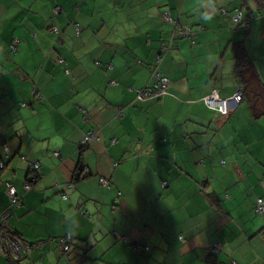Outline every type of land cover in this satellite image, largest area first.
<instances>
[{"label":"crops","instance_id":"0c3cea01","mask_svg":"<svg viewBox=\"0 0 264 264\" xmlns=\"http://www.w3.org/2000/svg\"><path fill=\"white\" fill-rule=\"evenodd\" d=\"M236 47L263 92L264 0H0V214L32 244L19 263L0 251V264H264V116L251 113V87L228 117L202 102L235 92ZM155 64L167 95L137 101ZM92 129L99 141L81 154ZM20 156L40 164L30 189ZM67 233L64 253L55 240Z\"/></svg>","mask_w":264,"mask_h":264},{"label":"trees","instance_id":"16d2710c","mask_svg":"<svg viewBox=\"0 0 264 264\" xmlns=\"http://www.w3.org/2000/svg\"><path fill=\"white\" fill-rule=\"evenodd\" d=\"M238 12H241V11H238V10H237V11L235 12V14L233 15V17H234ZM163 18H164V16H163ZM168 18L170 19V22H171V23L174 22L175 24H177L176 20H174L170 15H169ZM231 22H232V25H234V26H238V25H240L241 23L244 22V19L242 18V15H241V21H240V24H234L232 18H231ZM177 25H178V24H177ZM76 28L78 29V33H76V31H75ZM185 28H186V27H185ZM187 28H189L190 32L192 31V28H190L189 26H187ZM177 29H178V28H177ZM177 29H174V30L171 32L170 36H169L166 40H164V41L161 43L160 50H159V53H158V55H157V64L161 61L162 56L165 55L166 53H168V52L171 50L172 45H173V43L175 42L176 38L182 36V35L180 34V30H177ZM181 29H182V28H181ZM73 31H74V34H75L76 36H79V35H80L81 30H80V27H79L78 24H76V23L73 24ZM50 32L57 33V30H56V28H52V29L50 30ZM191 43L194 44V42H193L192 39H191ZM16 44H17V40H16V41L14 40L13 43L11 44V46L9 47V49L12 50V51H15V46H16ZM234 57H235V75L237 76V78H238V82H239L238 85H237V88L235 89V92H237V91L239 90L240 93H241V95H240L241 98H240V101H239L238 106L240 105V103L242 102V100L245 98V93H246L245 91H246V88L248 89V87H251V88H252V93H253V98H252V100H251V102H250L251 113H252L253 117H255V118H258V117L264 116V106H262V105L260 104V101H262V99H264V97H263V92H264V90H263V92H262L261 89L258 88V85H257L256 83H253L252 76H251V65H250L251 62H250L249 58L247 57L245 51H244L241 47H236V48H235V50H234ZM157 64H155V66H154V65L151 66V70H152V71H150V78L153 80V82H152V83H148V84L145 85L143 88H141L140 90L136 91V95H137L138 92H140V91H141L142 89H144V88L152 89V88L154 87V85L157 84V82H158V80H156V75H158L159 79H161V78H165V79L167 80V87H166V89H165L166 92H165V94H163V95L156 96V97H152V98L143 99V100H141V101H144V100H158V99L162 98L163 96L167 95V91H168V87H169L170 82H169V80H168L165 76H161V75L157 72ZM96 65H98V63H96ZM245 75H247L248 78H251V79H249V82H248V83H247V80H246V78H245ZM110 83H111V84H115L116 82L111 81ZM213 91L216 92L218 98L221 99V100L228 99V98L232 97V96L235 94V92H234V93L232 94V96H230V97H228V98H221V97L218 95L217 90H216V89H212V90H210V92H209L206 96H204V97L202 98V102H203V104H204L207 108H209V109L215 111L219 116H222V117H228V116H229V115H230V114H231L236 108H238V106H237V107H236L231 113H229V114L226 115V116H223V115L220 114V112H219V110H218L217 108H210V107H208V106L205 104L204 99H205L206 97L210 96V95L212 94ZM243 97H244V98H243ZM249 97H250L249 94H246V98H248V100L250 99ZM136 100H137V99H136ZM137 101H139V100H137ZM261 106H262V108H261ZM88 120H89V118H87V121H88ZM92 130H93V129H92ZM92 130L88 131V132L85 133L84 135L86 136L88 133H96L97 136L99 137L97 131H95V130L92 131ZM85 136H84V137H85ZM98 141H99V138H98ZM88 144H89V143H88ZM6 146H7V144H2V145H1V149H2V152H3V155H4V156L2 155V158L0 159V163L3 164V165L1 166V168H0V178H1V175H2V173L4 172V170L6 169V165H7V162H8V154H7V151L5 150V147H6ZM82 148H83V150L80 151L81 154H83V153H85V152L88 151V146H87V144L82 145ZM53 154H54V152H53ZM53 156H54V155H53ZM21 157H23L24 160H23ZM55 157H56V156H55ZM20 160L26 164V166H27V174H29V177L31 178V179H29V180L26 179V181L24 182V188H25V185H28V187H29L28 189H30V188L32 187V184H33V183H34L39 177L42 176V175L39 173L40 164H39L37 161L29 160V159L25 158L24 156H20ZM33 163H36V164H37V167H36V168L33 167ZM83 169H84V168H82V171H80V172L77 171V172L75 173V176H74V180H75V181H76V180H79V179H81V178H83V177H86V176L88 175L89 171H88L87 169H85V170L87 171V174H85V173H84L85 170H83ZM105 180H106V179H105ZM106 181H107V185H103V184L100 183V179H99V183H100L101 185H103V186H105V187H107V188H110V187H111V184L109 183L108 180H106ZM163 183H164V182H163ZM3 184H4L5 192H6V189H7V184H10V185L14 188V190H15V196H16L17 199H18V202H17L16 204H13V205H12L11 202H9V200H8L9 208H10V207H11V208H16V207H18V206L21 204V196L18 195V194L16 193V189H15L14 185L12 184V182H11L10 180H6V181H4ZM24 190H25V189H24ZM25 191H26V190H25ZM61 198H62L63 200H65V199L67 198V196H66V195H62ZM260 198H261V197H260ZM257 199H258V198H256V200H257ZM261 199L263 200V198H261ZM263 201H264V200H263ZM255 205H256V203H255ZM254 209H255V208H254ZM5 212H8V216H10V213H9V210H8V209H7ZM80 213H82V215H86V212H85L84 210H81ZM262 213H263V212H262ZM262 213H260V214H262ZM257 214H259V213H257ZM6 234L8 235V237H9L10 240L17 239V240H18L19 242H21L24 246L28 247L27 252H28V253L30 252V250H31V245H32V244H28V243H24V242H22V241L20 240L19 236H17L16 234H14V233L11 232V231H8V230H7ZM67 234H70V233H67ZM65 236H66V234L63 235V236H61V237H58V238L55 240V242H56L57 245L60 247V249H61L62 252H64V253H68V252L70 251V249H71V244H72V240H73V239H72V235L70 234L71 239H70L69 244L67 245V250H63V249H64V246L60 244V239L63 238V237H65ZM9 250H10V249H7V247H5V248L0 247V251H1L3 254H5V255L7 256L8 259H10V258H11V259H14V260H15V261H14L15 263H19V262H20V261H19L20 259L18 260L14 255H12V254L10 253ZM27 252H26L25 254L22 255V257H21L22 260H24V258H26V257L28 256Z\"/></svg>","mask_w":264,"mask_h":264},{"label":"built area","instance_id":"2783aa9c","mask_svg":"<svg viewBox=\"0 0 264 264\" xmlns=\"http://www.w3.org/2000/svg\"><path fill=\"white\" fill-rule=\"evenodd\" d=\"M241 12H238L233 18V23L234 24H240L241 21ZM168 13H164V18L169 20L168 18ZM248 24V23H247ZM177 30H180V34L182 36H186L190 30L189 28L185 29H180L178 28ZM76 33H78V29H75ZM156 80H158L157 84L154 85L152 89L144 88L140 92L137 93L136 99L137 100H143L147 98H152L156 96H160L165 94V89L167 87V80L165 78L159 79L158 75H156ZM241 93L238 90L232 97L221 100L218 98L216 92H212V94L204 99L205 104L210 107V108H217L220 112L221 115L226 116L229 113H231L236 107L237 104H239L240 98H241ZM233 100V102H230L229 100ZM98 136L96 133H88L82 140L81 145L87 144L89 142H96L98 141ZM5 150L7 151V146L5 147ZM54 156L58 157L59 152H54ZM23 160L24 158L21 157ZM3 164L0 163V168ZM33 167L36 168L37 164L33 163ZM85 174H87V171H84ZM100 183L103 185H107V181L104 178H100ZM28 185H25V189H28ZM6 195L8 197L9 202L11 204H16L18 202L17 197L15 196V190L14 188L10 185L7 184V189H6ZM255 212L256 213H262L264 212V201L261 198H258L256 200V205H255ZM8 212L1 213L0 214V247H7V249H10V253L14 255L17 259H21L22 255L25 254L28 250V247L24 246L21 242H19L17 239L10 240L8 235L6 234V230L3 229V225L8 219ZM71 239L70 234H66L65 237L60 239V244L64 246L63 250H67V245L69 244ZM211 253L213 255H216L219 251V246L214 245L211 249ZM230 264H234L233 261H231Z\"/></svg>","mask_w":264,"mask_h":264},{"label":"water","instance_id":"95a60500","mask_svg":"<svg viewBox=\"0 0 264 264\" xmlns=\"http://www.w3.org/2000/svg\"><path fill=\"white\" fill-rule=\"evenodd\" d=\"M226 101V100H225ZM230 102H233V100L231 99V100H229ZM237 106H238V104H237Z\"/></svg>","mask_w":264,"mask_h":264},{"label":"rangeland","instance_id":"374dc122","mask_svg":"<svg viewBox=\"0 0 264 264\" xmlns=\"http://www.w3.org/2000/svg\"><path fill=\"white\" fill-rule=\"evenodd\" d=\"M80 30H81V28H80ZM4 156V155H3ZM19 261H22V260H19Z\"/></svg>","mask_w":264,"mask_h":264},{"label":"bare ground","instance_id":"6f19581e","mask_svg":"<svg viewBox=\"0 0 264 264\" xmlns=\"http://www.w3.org/2000/svg\"><path fill=\"white\" fill-rule=\"evenodd\" d=\"M27 254H28V252H27Z\"/></svg>","mask_w":264,"mask_h":264}]
</instances>
